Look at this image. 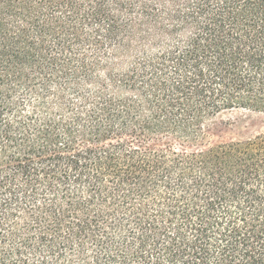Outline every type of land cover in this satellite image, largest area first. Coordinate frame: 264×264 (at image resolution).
I'll use <instances>...</instances> for the list:
<instances>
[{
	"label": "trees",
	"instance_id": "16d2710c",
	"mask_svg": "<svg viewBox=\"0 0 264 264\" xmlns=\"http://www.w3.org/2000/svg\"><path fill=\"white\" fill-rule=\"evenodd\" d=\"M233 108L264 0H0V264H264V134L204 142Z\"/></svg>",
	"mask_w": 264,
	"mask_h": 264
},
{
	"label": "rangeland",
	"instance_id": "374dc122",
	"mask_svg": "<svg viewBox=\"0 0 264 264\" xmlns=\"http://www.w3.org/2000/svg\"><path fill=\"white\" fill-rule=\"evenodd\" d=\"M208 134L204 140L205 146L222 142L245 140L256 135L264 134V111L245 108L225 110L213 117L206 125ZM171 143L180 148L174 140ZM183 146L181 148H195Z\"/></svg>",
	"mask_w": 264,
	"mask_h": 264
}]
</instances>
